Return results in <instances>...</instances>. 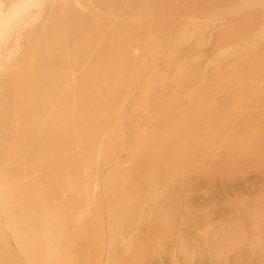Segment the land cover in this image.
<instances>
[{"label": "bare ground", "instance_id": "1", "mask_svg": "<svg viewBox=\"0 0 264 264\" xmlns=\"http://www.w3.org/2000/svg\"><path fill=\"white\" fill-rule=\"evenodd\" d=\"M0 264H264V0H0Z\"/></svg>", "mask_w": 264, "mask_h": 264}, {"label": "rangeland", "instance_id": "2", "mask_svg": "<svg viewBox=\"0 0 264 264\" xmlns=\"http://www.w3.org/2000/svg\"><path fill=\"white\" fill-rule=\"evenodd\" d=\"M1 154H2V152H1V149H0V158H1Z\"/></svg>", "mask_w": 264, "mask_h": 264}]
</instances>
